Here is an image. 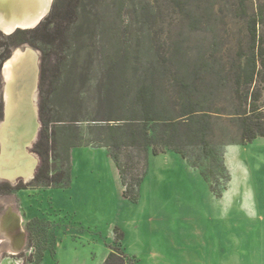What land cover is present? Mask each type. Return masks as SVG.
I'll return each instance as SVG.
<instances>
[{
  "label": "rangeland",
  "instance_id": "rangeland-1",
  "mask_svg": "<svg viewBox=\"0 0 264 264\" xmlns=\"http://www.w3.org/2000/svg\"><path fill=\"white\" fill-rule=\"evenodd\" d=\"M72 1L77 9L62 23L60 53L57 55L55 51L57 43L48 47L50 67L60 62L62 73L49 99V108L58 112H62L61 108L70 113L81 111L82 120L106 118L110 112L100 103L97 93L107 64L102 56L107 50L126 45L139 48L141 58L136 68L141 73L150 64H156L162 68L165 79L183 74L189 79L202 80L201 98L211 84L214 108L227 113L235 103L229 69L254 47L264 48V0ZM53 3L54 0L42 22L49 18ZM53 26L49 24V30ZM7 43L0 36V55ZM39 46L38 42L36 46L24 43L10 47L5 60L1 55L0 124L4 116L1 66L17 49L23 51L27 47L38 56L36 104L39 109L42 58ZM251 89L260 91V105H264V77L252 84ZM76 98L82 99V103L76 102ZM93 123L81 122L84 144L70 150L68 187L35 186L34 178L28 182L18 179L14 183L0 179V264H94L91 260L112 241V226L121 224L128 231L126 250L145 254L158 237L155 227L171 231L168 224L172 222L177 223L184 238V243L177 245L173 261L198 262L193 252L206 251L204 242L209 225L203 222L204 217L210 211L217 220L221 203L211 196L198 170L179 155L167 152L151 165L140 203L129 204L121 197L122 186L109 150L88 142V127ZM157 130L154 127V132ZM216 134L218 140L225 142L221 150L231 179L227 189L238 192L233 199L227 196L223 202L241 204L246 213L252 212L256 223L242 218L241 222H234V228L226 225L225 256L220 251V259L210 257L209 262L264 264V138L240 145L236 125L223 121L216 124ZM37 139L27 148V153L37 160L34 177L41 162L33 149ZM185 153L190 161L200 157L198 148ZM50 166L61 168L60 161L50 162ZM6 185L25 188L10 190ZM219 239L216 236V247ZM68 247H87V258L71 256ZM155 251L156 255L152 254V259L144 260L143 264L164 262L160 251Z\"/></svg>",
  "mask_w": 264,
  "mask_h": 264
},
{
  "label": "trees",
  "instance_id": "trees-1",
  "mask_svg": "<svg viewBox=\"0 0 264 264\" xmlns=\"http://www.w3.org/2000/svg\"><path fill=\"white\" fill-rule=\"evenodd\" d=\"M72 2L54 0L49 18L35 29L17 30L11 35L0 32V36L8 40L1 52L2 60L7 58L6 54L12 46L24 43L36 46L37 42L40 43V130L33 149L41 162L33 179L35 186L68 187L70 150L84 144L81 122L92 121L94 123L88 127V142L109 150L122 186L121 196L129 203L139 202L150 156L167 152L179 155L189 166L197 169L211 194L220 199L231 179L221 150L225 142L218 140L216 134L218 121L236 125L240 145L264 138L262 96L260 91L251 89L252 84L264 77V48L254 47L248 55L243 54V60L239 59L229 69L233 76L235 103L227 113L214 108L211 84L207 86L208 93L201 98L202 80L189 79L183 74L165 79L162 68L156 64H150L141 73L136 68L141 58L139 48L126 45L107 50L102 56L107 64L97 93L100 103L105 104L110 112L106 118L82 120L81 111L70 113L61 108L62 112H58L49 108V99L57 89L62 73L60 62L50 67L52 58L48 47L57 43L55 51L57 55L60 53L62 23L77 9ZM51 23L54 26L49 30ZM252 35L255 39V31ZM78 100L81 104L82 99L76 98V102ZM154 127L158 128L157 132H154ZM195 148L200 150V157L190 161L185 150ZM58 161L60 169L50 166V162ZM8 188L24 189L25 186ZM113 234V243L102 264H134L135 257L128 256L121 249L124 232L114 226Z\"/></svg>",
  "mask_w": 264,
  "mask_h": 264
},
{
  "label": "bare ground",
  "instance_id": "bare-ground-1",
  "mask_svg": "<svg viewBox=\"0 0 264 264\" xmlns=\"http://www.w3.org/2000/svg\"><path fill=\"white\" fill-rule=\"evenodd\" d=\"M49 2L44 7L43 0H0V11L14 21L30 20L39 12L46 11ZM36 59L37 55L31 49H17L4 67L5 121L0 124V143L4 145L3 148L6 147L10 157L0 168V172L11 183L16 182L18 177H23L26 182L30 181L34 173L32 168L37 164L35 157L27 153L23 146L29 141L28 131L21 133L15 128L13 115L19 102L24 106L23 112L29 113L27 106L30 104V90L36 77ZM33 113L35 115L34 104ZM25 116L27 118L30 114ZM11 129H15V132H11ZM12 173L13 178H8Z\"/></svg>",
  "mask_w": 264,
  "mask_h": 264
},
{
  "label": "crops",
  "instance_id": "crops-1",
  "mask_svg": "<svg viewBox=\"0 0 264 264\" xmlns=\"http://www.w3.org/2000/svg\"><path fill=\"white\" fill-rule=\"evenodd\" d=\"M166 154V153H165ZM160 156H165L164 154H160L157 156H151L149 159V169H148V173L147 176L145 178V181L148 180V174H149V170L151 165L153 164L154 161H156L155 159L159 158ZM145 181L143 182L141 189H140V199L139 202L137 204H132V205H138L140 203L141 200V193H142V189L144 188L145 185ZM209 193L211 194V192L209 191ZM237 191L235 189H227L226 191H224L223 196L220 199H216L212 194L211 196L216 199L219 200V202H221L218 206L219 209L218 213H217V220L215 219L214 215H212V213L210 211H208V213L205 215L204 220L203 221L205 223L206 226L209 225L208 228V234H206L207 237L205 242H204V246L206 247V251L201 252V253H196V251H194V255L197 257L198 262L193 263L190 262L188 264H210L209 262V258H217L220 259V251L222 252L223 256H225V234L227 233L226 231V225H230L231 227L234 228L235 223L234 222H241V219L245 218L246 221L248 223L252 224V221L254 220V222L256 223V219H254L252 216V212L249 211V213H246L245 208L239 204V205H234V204H224L223 200L229 196V197H234V195H237ZM122 197V196H121ZM128 202V201H127ZM129 203V202H128ZM131 204V203H129ZM251 213V214H250ZM254 223V224H255ZM117 224V223H116ZM116 225H113L111 230V237H112V241L108 242V246L106 249H102L101 252L95 257L94 260H91L94 262V264H102L105 260V258L107 257L110 249L109 246L113 243L114 240V234H113V228ZM125 234V237L123 239V241L121 242V249L130 257H135V259L137 260V264H143V262H145L144 260H149L152 259L150 258L152 254H155V249H158L160 251V256L164 259V262L162 264H177L175 261H173L172 256H175L177 254L176 250L178 249L177 245H182L184 243V238L182 236L181 233H179L178 231V226L177 223H169L168 224V229H170L171 231H167L165 229V227H155V232L158 235L157 239H155V243L153 245V247L150 249V251L148 253L145 254H140L139 252L136 251H127L125 244L127 242V238H128V231L125 227V225H120L118 226ZM193 229V227L191 228ZM192 233H194L192 231ZM138 239L141 240V233L139 232L138 234ZM193 235V234H192ZM216 236L217 237H221V245H220V241H218L217 247L214 245L215 241H216ZM214 246V247H213ZM88 247V246H87ZM87 247H84L82 249H73L68 247V250L70 251V255L73 256H88L87 254L89 253V249ZM213 248V249H212ZM212 249V250H211ZM222 249V250H220ZM198 250V249H197ZM156 255V254H155ZM87 258V257H86ZM174 258V257H173ZM220 261V260H219Z\"/></svg>",
  "mask_w": 264,
  "mask_h": 264
},
{
  "label": "water",
  "instance_id": "water-1",
  "mask_svg": "<svg viewBox=\"0 0 264 264\" xmlns=\"http://www.w3.org/2000/svg\"><path fill=\"white\" fill-rule=\"evenodd\" d=\"M48 2H49L48 0H43V6L45 7V5L48 4ZM51 3H52V0H50L48 9L46 11L43 10V11L39 12L38 14H36L30 20L14 21L13 19H10L8 16H5L0 11V31L4 35H11L14 32H16L17 30H32V29H35L37 26L40 25V23L43 21V19L48 14V12L50 10ZM26 48H24V49H26ZM12 56H13V54L11 55V57L8 60H10L12 58ZM37 62H38V56H37V59H36V64H37ZM5 63L1 66V76H2V83H3L2 98H3V105H4V116H3L2 121H5V99H4L5 80H4V73H3L4 72ZM38 74H39V68L37 66L36 77H35L34 83L32 85V88L30 90L31 91V93H30V104L27 106L28 109H29V113H24L23 112L24 106L22 105L21 102H19V105H18L17 109L15 110V112L13 114V115H15L14 121H16L15 128H17L21 133L22 132L25 133L26 131H28V140L29 141H26L24 143V145H23L24 148H26V149L29 146H32V144L35 142V140L37 139V135L39 133V130H40V121H39V115H38V107H37V104H36V102H37V89H38ZM33 104H34V107H35V115L33 113ZM25 114H28V115L30 114V116H28L26 118ZM11 132H15V129H11ZM16 134H17V132H16ZM12 140H14V139H12ZM3 147H4V145L2 146L1 143H0V168L6 163V161L10 157V155H9L10 153H8L6 151V149H5L6 147L5 148H3ZM5 158H6V161H4ZM32 169L34 171L35 167H33ZM13 176L14 175L12 173V174L8 175V178L12 179ZM33 178H34V173H33L31 179H33ZM0 179L6 180L9 183H11L9 180L4 178V176L1 174V172H0ZM18 179L24 180L23 177H18L17 180Z\"/></svg>",
  "mask_w": 264,
  "mask_h": 264
}]
</instances>
